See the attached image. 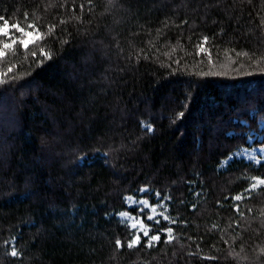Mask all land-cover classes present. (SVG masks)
Returning <instances> with one entry per match:
<instances>
[{
  "label": "trees",
  "instance_id": "1",
  "mask_svg": "<svg viewBox=\"0 0 264 264\" xmlns=\"http://www.w3.org/2000/svg\"><path fill=\"white\" fill-rule=\"evenodd\" d=\"M0 16L39 33L0 58V264H264V162L219 170L251 134L264 145V0H0ZM142 188L169 197L175 223L147 224L170 243L128 247L115 215H138L124 198Z\"/></svg>",
  "mask_w": 264,
  "mask_h": 264
},
{
  "label": "snow or ice",
  "instance_id": "2",
  "mask_svg": "<svg viewBox=\"0 0 264 264\" xmlns=\"http://www.w3.org/2000/svg\"><path fill=\"white\" fill-rule=\"evenodd\" d=\"M25 19H27V16H25ZM0 21H3V23L0 24V36L5 38L4 41H0V44H2V47H0V58H4L7 55V50L12 49L18 42L23 44L25 50H27L28 44L25 43L21 37H16L15 33L19 32V33H21L22 37H26V36H31L32 32L26 31L24 28H22L20 26L19 23L10 24L9 21L2 16H0ZM62 23H63V21H62ZM34 27L35 26L33 24L28 25V28H30V29H34ZM12 29H15V32H13ZM49 31L51 32L52 29L50 28ZM37 34L39 35V33H37ZM7 41H10V43ZM206 43H207V38H205L201 42V44L198 46L200 52L204 51L203 44H206ZM41 55L45 56L46 59L50 58L49 55H45L43 48H41ZM33 56H35V53H33ZM8 71L11 72L12 68L10 67L8 69ZM0 82H3V81H0ZM148 130H151L150 126H149ZM257 182L259 184H264V180H258ZM140 191H148V189L142 188V189H140ZM157 196H159V193H157ZM164 199H169V197H164ZM233 199L239 201L241 199V196H239V195L235 196V197H233ZM125 200H126V202L129 200H133V197H126ZM134 203H138L142 206L141 208L137 209L138 215L135 217H129V214L127 212H125V213H121V216L124 218L125 221L132 219L133 222L131 223V228L136 229L137 226H139L140 230L143 231V235L145 237H148V241H147L146 246L152 247V246H154L155 242H158L160 240V234L158 233L155 235H149V233L151 231V226L145 224V222H144L145 219H147L149 221H153L155 224H159L161 222L159 219H157V216H160L163 220H166L169 223H175V221L170 216L166 215V210L163 212L157 211V208L163 207V205H152L147 200H144V199H141L139 201H134ZM145 209L148 210L147 213H145V211H144ZM161 232L166 233V235L168 236V240H166L165 243H170L172 241V239H174V237L172 236V229L171 228L161 229ZM140 240H141L140 233L137 232L134 235L133 239H131L128 242V247L129 248L135 247L136 245H138L140 243ZM116 244H117V248H119L121 246V242L119 240H117ZM10 254L14 257L18 255V253L15 249H13Z\"/></svg>",
  "mask_w": 264,
  "mask_h": 264
},
{
  "label": "rangeland",
  "instance_id": "3",
  "mask_svg": "<svg viewBox=\"0 0 264 264\" xmlns=\"http://www.w3.org/2000/svg\"><path fill=\"white\" fill-rule=\"evenodd\" d=\"M12 31L15 32L13 29H12ZM27 31L28 32H32V35L31 36L22 37L21 33H19V32H16L15 35H16V37H21L24 40V42L27 43L28 46H29L30 44L34 43L36 40L39 39V35L37 34L36 31H33V30H31V31L27 30ZM4 40H5V38L0 36V41H4ZM7 42L10 43V41H7ZM21 45L23 46V44H21ZM0 47H2V44H0ZM260 128L264 129V122L261 123ZM261 140H262V136L261 135L254 134V133L251 134L248 137V143H249L250 147H244V148H240V149L236 150L232 155H230L227 159H225V160H223L221 162L219 170H221V171L225 170L231 164V162L234 161V160H241V161H243L245 163H250V164H252L254 166H257L260 163H263L264 162V145H262V146H258V145L254 146L253 145L254 141H261ZM258 180H262V179H260V178L253 179L252 184H251V186L249 188V191H255L258 188L264 186V184H259L257 182ZM192 191H194V189H192ZM147 195H150V196H147ZM126 197H133V200H129V201L126 202V200H125ZM126 197L124 198V203H125V205L128 208H132V209H136V210L141 208L142 206L140 204H138V203H134V201H139L141 199H144V200H147L152 205H163V207H158L157 211L158 212H163V211L166 210V215L169 216V214H168V206H167L168 201L166 199H163L160 195L157 196V193H153L149 189H148V191H139L137 195H129V196H126ZM234 201L236 202L237 200H234ZM144 211H145V213H147L148 210L145 209ZM125 212H127L129 214V217H135L137 215L132 214V213H130L128 211H120V212H118L115 215L116 218L122 224L127 225L130 228V230L133 232V235H132L131 239H133L134 235L137 232H139L140 236H141V239L142 238H146V240L148 241V237H145L143 235V231L140 230L139 226H137L136 229H132L131 228V223L133 222L132 219H129L127 221L124 220V218L121 216V213H125ZM157 219H159L161 221L159 224H155L153 221H149L147 219H145L144 222H145L146 225H148L147 222H150V223H152L154 225H157V226H160L161 223H163V222H165L168 226L172 225V223H169L168 221L163 220L160 216H157ZM158 233L160 234V236H161V234L165 235L166 239L168 240V236L166 235V233L161 232V230H159L157 232H153V233L150 232L149 235H155V234H158ZM173 235H174V233H173V230H172V236ZM147 241H146V245H147ZM158 242H155L154 245H156ZM13 249H15V248H14V242L12 241L9 244V253H11Z\"/></svg>",
  "mask_w": 264,
  "mask_h": 264
}]
</instances>
